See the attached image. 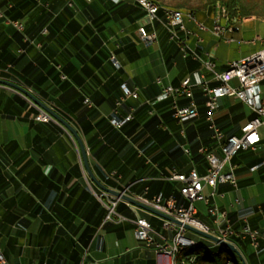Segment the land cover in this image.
Returning <instances> with one entry per match:
<instances>
[{
  "label": "crops",
  "instance_id": "0c3cea01",
  "mask_svg": "<svg viewBox=\"0 0 264 264\" xmlns=\"http://www.w3.org/2000/svg\"><path fill=\"white\" fill-rule=\"evenodd\" d=\"M24 1L0 0V16L16 2L23 23L19 30L8 19L0 20V53L14 55L11 61L0 57V63L6 64L0 66V78L27 88L76 129L97 179L112 189L125 188L131 196H151L169 190L167 182L172 187L178 183L168 177L173 168L204 172L205 159L197 147L193 152L191 143L212 145L209 131L200 130L190 137L187 128L193 119L169 127L153 118L159 114L154 106L163 85L177 84L184 76L196 83L193 96L199 112L202 96L194 93L200 91L197 83L201 76L211 77L199 60L195 59L197 67L188 69L187 57L165 38L160 23L154 26L156 40L146 45L138 31V25L146 22V14L134 0H36L31 6H25ZM146 27L152 28L148 24ZM16 31L32 39L24 52L19 49ZM189 43L202 56L208 53L214 60L212 48L217 44L210 34L204 33V41L198 44L193 38ZM227 63L217 64L214 60L215 70H222ZM123 86L136 96L124 94ZM68 88L83 98L77 112L72 111L73 98H60ZM228 98L233 97L220 98L217 118L225 112ZM178 102L185 103L186 99L180 97ZM145 103L150 104L146 107ZM35 108L20 92L0 84V248L7 261L155 264L153 248L134 238L133 219L136 214L145 217L166 237L170 231L160 230L157 217L122 199L116 201L114 218L103 221L104 203H109L112 195L90 180L71 134L54 120H36ZM217 121L224 129L222 121ZM174 146L180 150L174 163H163V159L177 154L168 153ZM184 146L189 153L184 152ZM245 149L249 151L244 155L239 154L240 149L232 156L237 158L235 162L231 158L235 174L236 161L248 167L239 172L237 189L220 183L216 193L224 195L215 194L211 200L224 208L234 196L242 197L230 218L238 224L240 217L247 216L249 224L264 238V203L256 204L259 211L240 194L255 172L264 178V146ZM209 191L205 185L203 192ZM117 204L132 215L118 210ZM195 205L197 217L211 225L202 201ZM246 242L241 239L234 244L242 257L251 251Z\"/></svg>",
  "mask_w": 264,
  "mask_h": 264
},
{
  "label": "built area",
  "instance_id": "2783aa9c",
  "mask_svg": "<svg viewBox=\"0 0 264 264\" xmlns=\"http://www.w3.org/2000/svg\"><path fill=\"white\" fill-rule=\"evenodd\" d=\"M109 1L118 3L122 0ZM138 6L146 14V22L138 25V31L146 45L152 44L157 38V32L153 25L154 21L157 20L163 26L169 38L177 42L183 57L190 56L199 60L201 66L207 72H210L211 77L201 76V80L197 85L200 87L205 106L204 119L212 145L197 147V152L202 154L205 159V170L202 174H199L195 168H190L187 171H181L177 168L171 170L168 177L179 183L178 191L181 199L173 194L166 195L162 192H157L149 197L141 194L133 197L160 212L173 216L182 223L210 232L234 244L236 239H246L254 247L257 245L260 236L258 229L249 224L247 216L240 217L238 224H235L229 215L241 204L242 197L234 196L233 200L229 201L224 208H219L211 198L215 194L224 195V192L216 193V186L220 183H227L232 189H237L236 166L231 162V158L238 150L254 148L257 145L264 146V134L259 132L260 126L264 127V91L261 88V84L264 83V47L238 60L229 61L225 68L217 71L215 70L214 61L208 56V53L207 57L202 56L194 45H190L189 39L193 38L195 44H198L204 41L202 28H213L212 37L215 39L216 44L219 40L234 41L232 36H220V29H233V33H236L239 29V27L221 24V17L230 15L229 11L224 10V5L215 6V12L209 23L197 19L196 14L193 13L172 14L146 4H138ZM248 18V16H245L239 18V20H247ZM187 22L192 25H188ZM11 23L19 30L23 28V23L19 20L11 21ZM146 24L150 25L152 29L148 30ZM256 40L264 42V39L259 35L252 37L248 42L255 43ZM237 41H242V39ZM231 63H238V70L228 71V64ZM233 79H236L237 84L230 83ZM156 80L160 81V78L157 77ZM194 85L196 83L189 76H184L177 84L167 83L163 85L161 92L156 96L157 100L172 97V117L177 122L188 121L198 114V107L193 96ZM123 91L126 95L136 96V93L131 92L126 86H123ZM223 96L233 97L243 102L254 114L253 117L240 126L239 134H227L217 121L219 100ZM180 97L185 98L186 102L180 104L178 102ZM35 107L37 109L34 116L36 120L52 119L42 109ZM112 122L118 123L115 120H112ZM183 148L184 152L189 153L188 147L184 146ZM259 165L250 167V170H254ZM205 185L210 187L208 193L203 192ZM122 192H125V188L122 189ZM119 199L121 198L111 196L109 203H104L106 212L103 221L114 218V206ZM195 200H200L204 204L205 213L211 225L204 223L197 217L198 209L194 204ZM125 202L129 204L127 201ZM256 207L260 211V206L257 205ZM147 212L158 218L160 230L170 231L169 237L164 236L157 228L151 226L145 217L137 214L133 219L134 234L142 244L153 248L157 256L155 264H172V246H181L186 241L196 239L185 235V232L190 230L184 228L183 225L150 211ZM0 253L4 256L1 248ZM190 256L185 257V263L188 262Z\"/></svg>",
  "mask_w": 264,
  "mask_h": 264
},
{
  "label": "trees",
  "instance_id": "16d2710c",
  "mask_svg": "<svg viewBox=\"0 0 264 264\" xmlns=\"http://www.w3.org/2000/svg\"><path fill=\"white\" fill-rule=\"evenodd\" d=\"M15 1V0H14ZM17 1V0H16ZM36 0H25V6H31L32 3H34ZM154 2H156L160 9L162 8H173L176 10H180V11H186V12H190V13H195L197 12L196 15L200 16L199 14H201L204 10L207 12H212L211 14H213V12L215 11V6L216 3H220L223 4L227 10L229 11V14L231 17H245V16H251L254 15L255 17H260L262 15H264V0H205V1H199L198 3H193L189 0H174V1H169V3H165L163 2V0H153ZM113 3V2H112ZM16 2H14L10 7L7 8V10L5 11V13L0 16V20L2 19H8L10 22L14 21V20H19L20 16H21V11L16 9ZM20 21V20H19ZM159 21L155 20L154 21V26H158ZM154 27V28H155ZM152 28H149L148 30H151ZM41 33L42 30H40ZM16 35H17V40L19 42V49H22V52L25 51L26 47L29 46L32 43V39H30L29 37H26L22 34V32L20 31H16ZM165 38L168 40L173 41L174 44H176L175 46H177L178 52L181 55V52L179 50V46L177 44L176 41L172 40L169 38L168 34L165 31ZM5 51L0 53V57L3 58L2 59H6L7 61H11L14 58V55L11 53H7V55L5 56ZM186 64L188 69H192L198 66L199 62L193 58H191L190 56H187V60H186ZM0 66L6 67V64H2L0 63ZM3 73L0 71V75H2ZM7 74V73H6ZM200 90V89H199ZM200 91L194 92V93H198ZM124 93V91H123ZM125 94V93H124ZM201 94V93H199ZM60 98L63 101H66L68 99H72L73 98V103L74 105L72 106L73 109L72 111L77 112L78 109H80L81 105H82V96L73 88H68L67 93H63L61 94ZM16 99H19L18 96L16 97ZM230 98L226 99L227 102ZM230 101V100H229ZM172 97H166L164 99L158 100V102L155 104V109H157L158 111V115H154L153 118L155 119L156 123L162 122L166 125H168L169 127H174V125H176L175 122H177L173 117H172ZM199 102L202 103V105H200L199 107V112L197 114L196 117L192 118L193 122L188 126L187 130H188V134L189 136H195L196 133L200 132H205L207 131V126H206V122L204 121V115H205V106L203 103V98L199 99ZM226 103V102H225ZM148 104L150 103H145L144 106H148ZM241 103L240 102H236L233 103L231 105H228L225 112L220 115L217 120H221V126L225 129H223L227 134H236L238 133V131L240 130V123L242 121H246L248 119H250L251 117H253V112H241V113H236V114H232L233 110L237 107H240ZM35 114L37 113V109L35 108ZM34 114V116H35ZM51 120L53 119H48V120H39V121H48V122H52ZM114 120V119H113ZM116 121V120H115ZM186 122V121H185ZM188 123V122H187ZM186 130V131H187ZM9 145V144H8ZM199 146V142L198 141H194L191 143V147L192 150L194 152V150L196 149V147ZM9 147V146H7ZM171 151H176L177 154L173 157H167L165 159H163V163L165 162H169L170 164L174 163V158L176 156L179 155L180 150L178 149V146H174L173 148H171L168 153L170 154ZM172 153V152H171ZM158 159V158H157ZM156 158H154L153 160H157ZM235 160H237V158L234 156L232 158V161L235 162ZM236 165H237V174L236 177L238 178L239 172L241 170H247L248 167L246 165H241L240 161H236ZM147 183V182H145ZM143 183V184H145ZM143 186V185H142ZM166 186L171 187L169 190L172 191H168L164 190V191H159L162 192L166 195L168 194H173L175 196H179L180 193L178 191V187H179V183H176V187L170 184V183H166ZM149 197V196H147ZM116 208L118 210H121L123 208H121L120 205H116ZM122 212H124L127 215H132V212L129 209H123ZM236 242H239V239L236 240ZM217 246V244H213L212 247L208 248L207 244L202 243L201 241H198L191 246H186L183 247L179 254L178 257L180 256H184V255H194L195 256V260L192 264H225L226 260H229V264H242L241 260L239 259L238 261L233 259L230 256H225L223 257L221 255V251L223 249H227L226 247H222L220 246L217 250H215V247ZM245 246H247V244H245ZM259 248H261V242L259 245ZM246 264H259L257 263L258 261L255 259V252L254 251H250V253L248 254V256L244 257ZM262 264H264V256H263V262Z\"/></svg>",
  "mask_w": 264,
  "mask_h": 264
},
{
  "label": "rangeland",
  "instance_id": "374dc122",
  "mask_svg": "<svg viewBox=\"0 0 264 264\" xmlns=\"http://www.w3.org/2000/svg\"><path fill=\"white\" fill-rule=\"evenodd\" d=\"M169 1L171 2L174 0H163V2H165L166 4L169 3ZM189 1H191L193 3H198L199 1H205V0H189ZM184 12H186V11H184ZM211 13L212 12H207L204 10L201 14H199L200 16L196 15V18L199 20H202L206 23H209L212 15H213ZM196 14H197V12H196ZM251 16H248L249 18L247 20H242V21L239 20L238 21L239 22L238 23L239 29L235 34V35H237V36H235V37H237V39H240L239 38L240 35L245 40L251 39L252 37H254L256 35H259L262 39H264V20H263L264 15H262L260 17H255L254 15H251ZM187 24L190 25L191 23L187 22ZM261 47H264V42H260L259 40H256V42L254 44H252L248 41L240 42V41L234 40L231 42H225L223 40H219L217 42V45H215L214 48H212V55L214 56V60L217 64H223V63H227L229 61L238 60L242 56H245V55L261 48ZM230 83L235 85V84H237V81H236V79H233L230 81ZM261 88L264 91V83L261 84ZM229 100H228V102H226L227 106L231 105L233 103H236V101L233 98H230ZM248 111L249 110L246 107V105H241L240 107H237L233 110V114L241 113V112H248ZM259 132H260V134H264V127L263 126H260ZM247 151H249V149H242L239 154L244 155V153H246ZM263 179L264 178L261 177L258 174V172H255L250 179L245 181L246 183H248V185L246 184L242 187L243 193L240 192L241 196H243L247 200L251 201V203H253L254 205H256L257 203L260 204V202H262L261 204H263L264 203V180ZM112 197H114V196L112 195ZM200 202H201L200 200H196L195 204H199ZM258 232H259L260 236L258 238V242H257L256 246L253 247L249 243L248 240L246 243L249 245V248L255 252V259L258 261L257 263L262 264L263 256H264V238L261 236L260 230H258ZM185 235L189 236L191 238H194L198 241H201L202 243L207 244V246L208 245L213 246V242L211 240H209V239H207V238H205V237H203V236H201L195 232L186 231ZM134 238L136 239L135 235H134ZM236 240H238V239H236ZM260 242H261V248H259ZM219 247H220V245L217 244V246L215 247V250H217ZM221 255L223 257L230 256L237 261L239 260L238 255L234 251H232L228 248L223 249L221 251ZM243 259H244V257H243ZM244 261H245V259H244ZM245 263H246V261H245Z\"/></svg>",
  "mask_w": 264,
  "mask_h": 264
},
{
  "label": "water",
  "instance_id": "95a60500",
  "mask_svg": "<svg viewBox=\"0 0 264 264\" xmlns=\"http://www.w3.org/2000/svg\"><path fill=\"white\" fill-rule=\"evenodd\" d=\"M0 84L10 87L18 92H20L22 95H24L27 99H29L35 106H37L38 108L42 109L45 113H47L55 122H57L58 124H60L62 127H64L70 134L71 136L74 138V140L76 141L80 154H81V159L84 165V168L86 170L87 175L89 176L90 180L100 189H102L103 191L115 196V197H119L127 202H129L132 205H135L139 208H142L144 210L150 211L152 213H155L157 215H160L162 217H165L177 224H181L183 225L184 228L195 232L209 240H211L212 242L222 246V247H226L232 251H234L239 259L241 260L242 264H246L243 257L241 256L240 252L238 251L237 247L234 245V243H232L231 241L219 238L218 236L201 230L199 228H196L195 226H192L190 224L187 223H182L180 222L178 219L174 218L173 216L167 215L163 212H160L154 208H152L151 206L141 202L140 200L136 199L135 197L122 192L121 190H117V189H112L108 186H106L105 184H103L99 179L96 178V176L93 174L92 170L90 169V166L88 164V160H87V156H86V148L84 145V142L82 140V138L80 137V135L78 134V132L76 131V129L69 123L67 122L64 118H62L59 114H57L54 110H52L48 105H46L44 102H42L38 97H36L31 91H29L27 88L4 78H0Z\"/></svg>",
  "mask_w": 264,
  "mask_h": 264
},
{
  "label": "bare ground",
  "instance_id": "6f19581e",
  "mask_svg": "<svg viewBox=\"0 0 264 264\" xmlns=\"http://www.w3.org/2000/svg\"><path fill=\"white\" fill-rule=\"evenodd\" d=\"M134 1H136L137 4H146L147 6L155 7L158 10L170 12L172 14L190 13V12H183L180 10H176L173 8H166V7L160 9L159 5L153 0H134ZM216 5H223V4L217 3ZM224 10L228 11L225 6H224ZM238 21H239L238 17H231L230 15H225V17H221V24H225L231 27H238V23H239ZM204 33H207L213 36V28H202L203 38H204ZM234 34L235 33H233V29H220V36H232V40H239L235 37ZM236 70H238V63L228 64V71H236ZM196 242L197 240H190V241L184 242L183 244H181V246H172L171 263L172 264H192L195 260L194 255L191 254L190 258L188 259V262L185 263V257H187L188 255L178 257V254L183 247L194 245ZM210 247L212 246L208 245V248ZM0 264H10L7 261V259L2 255V253H0ZM225 264H229V260H226Z\"/></svg>",
  "mask_w": 264,
  "mask_h": 264
}]
</instances>
